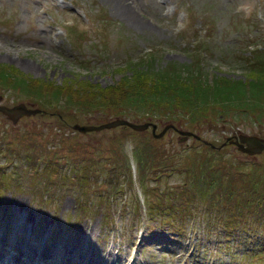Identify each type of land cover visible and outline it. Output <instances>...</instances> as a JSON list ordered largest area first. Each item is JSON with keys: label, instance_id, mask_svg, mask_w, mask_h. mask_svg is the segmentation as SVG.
I'll return each instance as SVG.
<instances>
[{"label": "rangeland", "instance_id": "1", "mask_svg": "<svg viewBox=\"0 0 264 264\" xmlns=\"http://www.w3.org/2000/svg\"><path fill=\"white\" fill-rule=\"evenodd\" d=\"M125 1L135 19L120 13L109 0H0V67L7 65L10 71L8 77L0 74V102L13 105L24 101L30 107H38L33 112H22L16 120L0 108L2 146L8 150L10 145L19 154L17 164L30 179L23 184L10 181L9 187L0 189V245L4 246L1 259L22 257L16 248L22 249L30 237L35 250L44 241L53 242L52 249L54 245L56 249H51L48 255L61 251L63 256L66 252L81 260L79 251L88 256L89 251L84 250H92L98 254L99 264L101 260L103 264H264V249L259 248L251 255L259 259L256 262H248L247 256L239 251L248 246L246 235L252 230L230 231L215 221V211L204 208L206 198L200 200L191 190L185 193L191 208L178 209L174 205L180 197L171 195L167 199L182 188L187 170L184 167H198L213 156L221 157L224 176L227 175L225 166L232 162L229 167L240 179L233 180L234 185L240 184L237 194L243 197L250 195L247 192L252 187L249 179H243L248 176L247 171L264 173V148L248 152L227 138L230 133L239 131L264 136V97L257 98L249 87L250 80L264 77V0ZM72 20L74 22L70 23ZM72 24L76 29L70 30ZM253 54L257 61L251 63L248 60ZM150 57H155L153 64L159 69L171 63L181 68L189 62H200L208 82L217 76L237 79L231 81L238 84L232 87L231 93L237 96L241 79L251 93L224 103L216 102L214 106L213 102L206 103L201 107L205 115L198 116L192 123L186 117L188 111L199 110L196 105L174 106L182 110L172 115L171 112L162 114L157 110L137 109L133 102L127 101L136 87L131 81L134 67L146 68ZM251 64H256L257 68ZM14 74L17 78L22 76L27 85L42 86L47 93L34 94L24 83L17 84ZM146 76L149 80L146 83L151 85L152 78ZM146 83L139 86L146 87ZM55 86H61L64 94L57 98V104H52L45 94ZM67 93L74 102L67 100ZM118 115L142 122L154 120L156 129L174 121L180 130L168 123L167 129L152 143L160 148L150 150L153 153L164 148L163 155L172 150L174 154L169 153V157L175 162L174 169L170 170L167 165L144 167V179L140 181L141 166L137 163L134 146L150 137L151 124L136 128L117 123L86 130L73 126L77 121L100 123ZM185 128L188 130L183 132ZM75 137L86 142L87 148L81 150ZM64 140H69L70 145L61 143ZM59 143L58 153L59 150L65 152V157L71 153V148H75L78 156L87 155V166L94 164L88 155L91 153L99 161L98 169L87 171L85 181L80 184L75 179L77 189L73 180L67 182L58 178L62 183L61 194L46 204L34 196H40L41 189L33 187L40 185L35 181L32 164L37 158L36 149H54ZM216 145H220L221 151H217ZM114 146L117 147L116 157H113ZM103 149L112 154V158L106 159L109 163L113 158H125L135 168L132 177L136 179V194L141 195L140 211L134 208V199L128 200V196L125 198L120 193L114 197L113 204L109 203L110 188L115 180L106 170L108 162L99 158ZM0 161L11 163L5 157H0ZM181 164L184 165L182 170ZM117 169L120 171V168L114 171ZM94 171L99 175L94 177ZM59 174L56 169L55 177ZM132 177L126 173L119 176V181ZM4 180L8 177L0 182ZM145 187L152 191H146ZM17 196L22 198L24 207L33 211L29 219L15 214ZM78 198L91 205L90 211L79 208ZM235 199L231 200L232 205ZM168 200H174L175 204H163ZM160 201L163 202L151 212L149 205ZM78 210L83 212L81 216ZM182 220L185 229L177 236L180 230L177 224ZM171 223L175 228H171ZM2 229L6 230L8 245L1 240ZM226 230L231 235L225 234ZM262 231L253 235L254 241L261 236L264 238ZM48 232L53 235L50 240L46 239ZM13 236L21 239L8 241ZM65 243L83 247L72 249Z\"/></svg>", "mask_w": 264, "mask_h": 264}, {"label": "trees", "instance_id": "2", "mask_svg": "<svg viewBox=\"0 0 264 264\" xmlns=\"http://www.w3.org/2000/svg\"><path fill=\"white\" fill-rule=\"evenodd\" d=\"M154 58L155 57H150L148 59L146 68L141 67L142 69H140L136 66L134 67L135 71L131 81L134 82V85H136V87L133 92H130L131 94H129L127 101L133 102V104L135 105L134 107L137 109H146L148 111L157 110L160 111L162 114L171 112L172 115L173 112L175 113L176 111H181L182 107H185L186 105L191 107L193 105H196L199 107V110L193 111L192 113L191 111H188V116L186 117V120L192 123L193 120L198 116L205 115L201 107L206 106V103L213 102L214 106L216 102L224 103L225 100L234 99L236 97H242L245 95V93L247 95L251 93L246 86V82L241 79V84L238 88L237 96L231 94L232 87L238 86L236 82L231 81L237 79L222 78L220 76H217L214 78L213 81L208 82L207 75L203 72L204 70L201 68L200 62L197 64L189 62L187 65L182 66L181 68L179 67V65L171 63L170 65L163 66L159 69L153 64ZM256 64L251 65L257 68ZM5 66L7 65H2L0 67V74L4 77H8V74H10V71L8 70L9 67L7 66V68ZM263 67L264 62L262 63V68ZM146 75H150V77L152 78L151 85L147 84L149 80H147L148 78ZM15 78H17V76H15ZM144 82H147L146 84L148 86H139V84H142ZM250 82L251 83H249V87L252 88L253 95L255 94L257 98H259L260 96L264 97V77L260 76L258 78L250 80ZM18 83H24V86L32 90L34 94L36 93L37 95H41L43 93L42 86L27 85L22 76L20 78H17V84ZM62 89L63 88L61 86H55L53 88L52 93L57 98H60L64 94ZM242 89H244L246 92H243ZM68 95L71 94H66L67 100L69 102H74L75 99L71 98V96L68 97ZM258 101L259 100L257 99V104ZM174 106L182 107L174 109ZM215 110L217 111V108H215ZM159 153L161 155V152H158V154ZM88 155L90 157H93L91 153ZM152 156L154 159H156V161L158 160V162H164L163 157H159L156 155ZM72 160L75 164V172L72 174V177L68 173H64L63 170H60L61 168H57L59 172H61L58 177L53 178L51 177V175L48 176L51 177V180L48 182H52L53 185H55L56 189L57 187L59 189L60 184H62L59 182L58 178L67 182L73 180L74 187L76 188V181H85V177L83 174H86L87 171L92 168H96L94 167V165H97L96 162L94 164H91L90 166H87V155L78 156L77 152L74 153V156L71 161ZM221 164V157L216 156L210 157L208 161H203V164H200L198 167H195L194 165L191 167H184L187 170L185 171L186 178H184L185 184L183 185V188H180L179 191H177V193L180 192L179 194L170 192L171 194L167 197V199L171 195L180 196V194L190 192L191 189H194L196 195H198L200 200L203 198L207 199L208 202L205 207H211L215 211L219 212L223 210H226L228 212L227 216L222 217V223L228 227L233 219H235L236 217H240V213H248L251 211V209H248L243 212L242 207H250L252 206L251 204L253 202L259 203L260 206L264 205V173L256 172V170L252 172L247 171L248 176L243 178L249 179V183H251V181L253 182L252 187L249 188L253 189V191L248 193L250 194L248 195V197L254 198L252 200H249L246 198L247 196L243 197L240 194H237L240 189V184L236 183L234 185L233 180L239 181L240 179L236 176L232 167H229L232 165V162H228V164L225 166L224 170H227V172H225V174L227 175L225 176L224 171H222V169L220 168ZM109 167L110 168H108L107 171H109V169L114 170L112 165H110ZM80 170H82L81 173ZM262 170L264 171V169ZM78 173L82 174V176L76 177ZM165 194L166 191L165 193H160L161 196H164ZM233 199H235V205H232L230 203ZM180 200L181 202H183L182 198H180ZM162 202L160 201L157 203H153V206L149 205V210L152 212L154 210V206H158ZM164 202L163 204L165 205L173 206L172 200ZM178 206H181V204L179 203ZM263 209L264 207L262 209L257 208L258 213H260V211L262 212Z\"/></svg>", "mask_w": 264, "mask_h": 264}, {"label": "bare ground", "instance_id": "3", "mask_svg": "<svg viewBox=\"0 0 264 264\" xmlns=\"http://www.w3.org/2000/svg\"><path fill=\"white\" fill-rule=\"evenodd\" d=\"M109 1H111L112 4H115L116 8L119 10L120 13L126 15V17L128 16L131 19H135V15L132 13V11L128 7V5H127L125 0H109ZM23 205L24 204H23L22 198L17 196L14 199V208H13L14 212H15V214L20 213L21 217H24V219H29L30 217H32L33 211L32 210H28L26 208V206L24 207ZM69 242H70V240H69ZM28 243H30V244H28ZM28 243H24L22 245V249L25 250V251H23L19 247L16 248L18 250V252H20V254L23 255L22 257L14 255L13 258H12V256H10L11 260H6L7 263L8 264H46L45 263L46 262L45 261V257L50 253V251L52 249V245L54 243L53 242H45L44 241L43 245L41 247H39L37 250L32 249V241H31L30 237H28ZM76 243H69V245L67 243H65V245H67L68 247H70L72 249H73L74 246H79V248L83 247L81 245H77ZM9 248H10V245H9L8 251H7V256H6L7 258L9 257V251H10ZM87 251H89V255L88 256H86L85 254H82L83 251H79L80 255L83 257V260L86 261L87 264H89V262L91 264H99L98 263V254H94L92 250L91 251L90 250H84L85 253ZM3 256H4V246L0 245V262L5 260V259H1ZM70 261H72V260H70L64 254V256L60 259L59 264H64V263L65 264H70ZM102 262L103 261L101 260L100 264H103ZM83 263L84 262H82V260L74 261V264H83ZM104 264H108V263L104 262ZM119 264H121V263H119Z\"/></svg>", "mask_w": 264, "mask_h": 264}, {"label": "water", "instance_id": "4", "mask_svg": "<svg viewBox=\"0 0 264 264\" xmlns=\"http://www.w3.org/2000/svg\"><path fill=\"white\" fill-rule=\"evenodd\" d=\"M0 107L9 111L15 118L22 113L23 111H32L36 110L35 108L28 107L24 102L16 103L12 106L6 105L4 103H0ZM117 123H128L130 125H133L138 128L145 127L149 121L145 122H138L135 120H131L125 116H116L114 118L105 120L100 123H79L76 122L75 125L82 128V129H88V128H99L102 126H109ZM156 127V122H153V128ZM166 125L164 128L156 132V134H161L165 130ZM188 130V129H186ZM235 141H237L240 148L243 150H247L249 152H255L260 151L264 148V136L258 135L256 133H247V132H240L239 138H235Z\"/></svg>", "mask_w": 264, "mask_h": 264}]
</instances>
